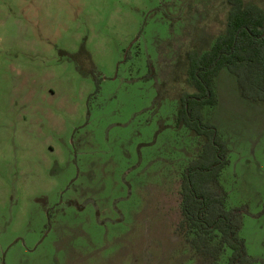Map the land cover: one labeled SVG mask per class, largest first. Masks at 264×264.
Listing matches in <instances>:
<instances>
[{
    "label": "rangeland",
    "instance_id": "374dc122",
    "mask_svg": "<svg viewBox=\"0 0 264 264\" xmlns=\"http://www.w3.org/2000/svg\"><path fill=\"white\" fill-rule=\"evenodd\" d=\"M229 9L0 0V264H206L179 230L203 137L177 115L195 89L189 53L211 47ZM218 93L205 110L231 148L218 187L247 206L241 234L264 264V103L227 68Z\"/></svg>",
    "mask_w": 264,
    "mask_h": 264
},
{
    "label": "trees",
    "instance_id": "16d2710c",
    "mask_svg": "<svg viewBox=\"0 0 264 264\" xmlns=\"http://www.w3.org/2000/svg\"><path fill=\"white\" fill-rule=\"evenodd\" d=\"M228 2L226 30L210 48L189 53L188 76L195 89L181 94L177 123L203 137V143L183 173L179 230L206 264L223 257L224 264H253L256 259L241 234L247 206L228 207L227 194L218 187L231 164L230 143L205 110L219 104L218 77L225 68L237 77L244 98L264 103V7L247 0Z\"/></svg>",
    "mask_w": 264,
    "mask_h": 264
},
{
    "label": "flooded vegetation",
    "instance_id": "af4514ba",
    "mask_svg": "<svg viewBox=\"0 0 264 264\" xmlns=\"http://www.w3.org/2000/svg\"><path fill=\"white\" fill-rule=\"evenodd\" d=\"M97 92H99V90Z\"/></svg>",
    "mask_w": 264,
    "mask_h": 264
}]
</instances>
